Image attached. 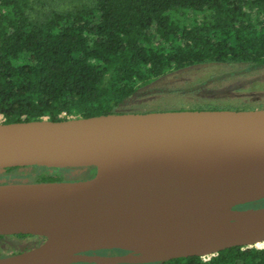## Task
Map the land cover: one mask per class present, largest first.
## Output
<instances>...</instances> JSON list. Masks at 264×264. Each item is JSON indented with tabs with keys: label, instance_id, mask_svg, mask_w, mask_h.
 <instances>
[{
	"label": "water",
	"instance_id": "1",
	"mask_svg": "<svg viewBox=\"0 0 264 264\" xmlns=\"http://www.w3.org/2000/svg\"><path fill=\"white\" fill-rule=\"evenodd\" d=\"M246 140L237 154L251 161L242 169L218 173L205 164L191 143ZM143 143L148 150L108 168L116 148ZM236 146V145H235ZM90 166L92 176L78 180L0 182L55 192L34 198L0 199V234L44 237L38 245L0 256V264H68L70 262H154L178 256L212 255L233 245L264 241V206H242L264 197V107L199 108L145 112H111L64 119L0 121V168L24 165ZM170 179L199 202L216 210L183 211L139 190L147 180ZM135 216L129 219L131 210ZM224 210L230 219L216 220ZM185 233L199 232L205 242L191 251L170 242L154 248L135 242L149 224ZM121 248L104 255L91 250Z\"/></svg>",
	"mask_w": 264,
	"mask_h": 264
},
{
	"label": "trees",
	"instance_id": "2",
	"mask_svg": "<svg viewBox=\"0 0 264 264\" xmlns=\"http://www.w3.org/2000/svg\"><path fill=\"white\" fill-rule=\"evenodd\" d=\"M35 4L44 3L0 0L2 122L122 112L141 85L196 63L264 65V0H92L43 12ZM59 179L43 171L33 181ZM148 264H264V246Z\"/></svg>",
	"mask_w": 264,
	"mask_h": 264
},
{
	"label": "rangeland",
	"instance_id": "3",
	"mask_svg": "<svg viewBox=\"0 0 264 264\" xmlns=\"http://www.w3.org/2000/svg\"><path fill=\"white\" fill-rule=\"evenodd\" d=\"M35 4L39 12L50 9L63 10L92 0H41ZM264 65H249L246 62L207 61L171 69L141 85L137 93L128 98L120 108L122 112H145L155 110L199 108H263ZM1 120V118H0ZM88 166L24 165L10 169L0 168V182L33 181L43 171H53L59 180H78L93 175ZM242 206H264V197ZM44 237L7 234L0 237V256L34 247ZM264 246V241L257 243ZM104 255L124 252L121 248L104 250ZM117 252V253H115ZM204 255V257H208ZM124 264H148L151 262H123ZM68 264H101L99 262H70ZM122 264V263H112Z\"/></svg>",
	"mask_w": 264,
	"mask_h": 264
},
{
	"label": "bare ground",
	"instance_id": "4",
	"mask_svg": "<svg viewBox=\"0 0 264 264\" xmlns=\"http://www.w3.org/2000/svg\"><path fill=\"white\" fill-rule=\"evenodd\" d=\"M245 143L246 140L239 139L233 142L218 141L212 144L191 143V146L197 150L208 168L218 173L229 174L242 169L245 163L251 161L252 157L249 155L242 157L237 154V146ZM147 150V145L143 143H135L116 148L109 154L108 168L112 169L120 161L132 155L146 152ZM139 190L156 200L165 202L183 211L216 210L215 206H208L205 201L199 202L197 197L190 193L183 185L170 179L144 181L139 185ZM54 192L55 190L52 187L44 185L33 189H19L15 186H5L0 199L34 198L38 195L52 194ZM135 214L136 211L132 209L129 214V219H132ZM235 215L236 211L224 210L215 216V219H230ZM185 227L184 224H180L171 229H166L159 225L149 223L143 228L139 236L135 239V242L146 245L149 248L170 242L175 249L185 251H191L205 242L201 233L187 234L184 231Z\"/></svg>",
	"mask_w": 264,
	"mask_h": 264
},
{
	"label": "flooded vegetation",
	"instance_id": "5",
	"mask_svg": "<svg viewBox=\"0 0 264 264\" xmlns=\"http://www.w3.org/2000/svg\"><path fill=\"white\" fill-rule=\"evenodd\" d=\"M18 234V233H17ZM17 234H15V235H17ZM0 235H7V234H0ZM2 237V236H1ZM108 249H111V248H107V249H97V250H91V251H89V252H91V253H96V254H99L98 252H103V253H106L104 250H108ZM115 253H117V252H115Z\"/></svg>",
	"mask_w": 264,
	"mask_h": 264
}]
</instances>
